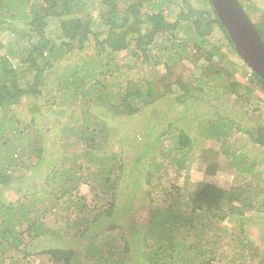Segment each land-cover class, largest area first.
<instances>
[{"label": "trees", "instance_id": "16d2710c", "mask_svg": "<svg viewBox=\"0 0 264 264\" xmlns=\"http://www.w3.org/2000/svg\"><path fill=\"white\" fill-rule=\"evenodd\" d=\"M237 1L264 42V8ZM171 6L185 10L173 23L163 11ZM213 32L220 35L215 42ZM157 46L165 62L150 60ZM78 50L85 53L79 61H67ZM125 52L134 62L148 60L149 71L135 78L132 67L123 70L115 58ZM262 94L264 81L242 61L209 0H0V264H264V239L250 233L252 220L264 217V187L255 183L264 170L252 174L254 163L239 155L226 164L229 148L202 149L193 157L197 168L213 176L222 165L233 167L235 187L198 183L184 201L171 185L174 195L162 191L151 199L163 167L152 156L142 185L151 194L148 214L139 223L130 220L131 199L120 205L118 196L130 180L132 198L141 177L110 146L104 120L137 116L156 104L199 103L217 119L193 128L226 140L236 124L221 114L229 101L242 116L235 129L264 152ZM148 113L144 118L154 123L165 119L158 110ZM51 133L61 139L54 142ZM164 134L172 148L164 153L167 169L170 153L177 164L192 155L193 137L182 128ZM48 155L57 157L53 170L41 165ZM74 212L80 217L72 221L64 215ZM48 215L58 216L52 227L43 221ZM90 227L97 233L83 254L69 239L83 241ZM40 241L49 247L32 251Z\"/></svg>", "mask_w": 264, "mask_h": 264}, {"label": "rangeland", "instance_id": "374dc122", "mask_svg": "<svg viewBox=\"0 0 264 264\" xmlns=\"http://www.w3.org/2000/svg\"><path fill=\"white\" fill-rule=\"evenodd\" d=\"M194 3H197L199 0H193ZM255 4L259 8H264V0H254ZM164 13L166 15V18L169 22H175L176 15L179 12H184V8L181 9L176 6H171L170 8H164ZM185 24V23H184ZM183 24V25H184ZM186 29L183 27V31L178 34L179 38H186ZM220 38V35L213 32L212 35H209V39L211 42H215ZM92 42V40H91ZM94 42L91 43V48L93 49ZM151 61L157 60L159 62H165V53L163 49L160 48V46H157L151 50ZM164 53V55H163ZM73 56L70 57V59H67V61H72L73 63H76L79 61V59L85 54L83 51L80 52L79 50L75 53L73 52ZM163 55V57H162ZM154 58V60H153ZM158 58V59H157ZM143 59V58H142ZM140 59L138 62H134V60L130 59L128 56V52L118 54L115 58V61L119 65H123L125 68L123 70H126V66L132 67V70H128L131 75L133 74L134 77H138V75L141 73L140 71L146 70L149 71L150 65L145 61V63ZM233 59V58H232ZM149 60V62H150ZM234 60V59H233ZM65 63V62H64ZM126 65V66H125ZM152 69V67H151ZM246 69V68H245ZM188 74V73H187ZM141 75V74H140ZM148 72L144 74L143 77L147 76ZM52 79L54 76H51ZM57 84V83H54ZM212 94V93H210ZM264 100V94L261 95ZM26 101V100H25ZM227 103V107L225 109H220L221 114H225L230 118H233L235 120V125H239V119L242 118L241 115H239V118H237L238 114L231 111L230 107L231 104L229 101L225 102ZM162 106L159 104H156V106H152L150 109H145L141 114H138L137 116H130V117H118L115 121H109L108 119H104L105 122L111 127L110 130V138L109 141L111 142L110 146H112V149L122 153L125 158L127 169H133L132 171H138L139 177H141L139 185L137 186L136 192L133 194L132 198L129 197V192L131 191L133 184L130 182V180H126L122 182L123 189L120 191L118 200L120 205H123L124 202H126V199H131L132 203L130 205V216L132 217L130 220L137 221L139 223L143 222L146 218V215L148 214V208L146 206V202L148 203L150 196L152 194L151 199H156L157 196L162 197L164 191H171V185H175L176 187H179L180 189V198L185 201V198H187V193L193 191L195 188V185L198 183H213L219 187L229 189L233 188V186H236L235 182V168L231 167L232 169L225 168L223 165L220 166L218 172L213 176H206V174L203 171H200L197 166L198 164L194 162L193 157H195L196 153H199L200 150L206 149V148H214V149H224L229 148L230 152L227 155L225 162L226 164L229 163V165H232V161L234 159L235 155H239L245 158L246 165L254 163V166H252V174L260 173L259 171L264 170V152L261 148H258L256 146H253V143L251 141L246 140L247 136L240 131H237L235 129V125L231 126V134L226 138H217V136L213 133L211 138H207L204 135H200L199 129H194V122L200 121V123H203L205 121L210 120H216L217 117L213 114L212 107H208L207 105H199V103L195 105H190L189 103H186L184 105H180L178 103H174L170 106V108H166V106ZM263 103L260 106V111L258 114H261V109L264 112ZM160 111L161 113L165 114L164 121L159 122H153L150 119L144 118L147 114H149V111ZM21 117L26 116L27 111L24 108L21 110ZM226 112V113H225ZM28 116H30L28 114ZM26 118V117H25ZM29 118V117H28ZM172 125V126H171ZM174 128H182L185 132H188L193 137L192 146H193V153L189 158L183 159L180 163H175L174 161V154L170 153L169 157H167L166 161L170 163V166L165 169V159H164V153L170 149V143L167 139L168 135L164 134L166 131H168V134H172ZM147 130V131H146ZM148 130L150 133H148ZM54 132V131H53ZM53 136H56L54 139V142L57 143V138L61 139V136H57V133H51ZM122 137V138H120ZM195 137V138H194ZM128 139L129 142H127L125 139ZM121 139V140H119ZM220 141V143H219ZM222 141H225V144L222 145ZM156 143V144H155ZM156 145L154 149H151L149 155L145 156L143 159L139 161L138 164H135L136 166L132 167V163L136 156L143 155L144 151L147 148L153 147V145ZM131 145V146H130ZM47 147H56V145H53L52 143L50 146ZM53 149V148H52ZM50 148L51 154L53 152ZM126 149V152L122 151ZM50 155L47 156V158ZM156 156V161L162 162L161 169L159 170V175L161 177V180L159 181V186L156 189L157 191L155 193H151L148 195L146 192V189L143 188V182H146V177L148 175V172L150 171V168L147 169V162H152L151 157ZM180 154L178 155V157ZM57 159L55 156H50L47 160H44L41 165H50L49 170H53L56 167V164L54 161ZM80 160H82V157H80ZM193 160V161H192ZM84 163V164H83ZM82 165H86L85 162H83ZM172 164L174 166H172ZM154 165V164H153ZM58 174H60L58 172ZM259 175L260 178L255 180V183L257 182L258 185H262L264 187V172ZM256 176H254L255 178ZM37 185L43 184V177H39L36 181ZM125 183V184H124ZM146 187V184H145ZM163 191V192H162ZM79 192L87 197V199H90L91 191L88 187L80 185ZM161 192V193H160ZM170 193H174V191H171ZM175 194V193H174ZM173 194V195H174ZM159 204V202H158ZM57 210V209H56ZM55 210V211H56ZM64 215H71V221L80 217L78 216L77 212H74L72 214H64ZM58 219L57 217H54L53 215H48L46 218H43V221L45 225L47 226H54V220ZM122 222L126 221V219H122ZM223 225L228 224L226 222H223ZM105 225H101L99 227V231L104 232ZM97 229V228H96ZM81 230V229H80ZM250 233L252 234L253 238L259 240L261 238L264 239V217H255L254 220H252ZM262 231V232H260ZM72 233L76 234L75 231ZM97 231L90 227L83 236V241H79L78 238L69 239L73 240L72 245L77 251L83 252L85 254V249L88 244L91 243L90 238L94 237ZM249 233V234H250ZM114 235V232L111 236ZM106 236L105 233H101L97 236V238L93 241L96 242V244H100V241H103L104 237ZM54 241L52 238L46 239V242ZM53 244V243H52ZM51 244V245H52ZM58 244H55L53 246H56ZM49 247L46 245V243H42L41 241L39 243L33 244V250H40L41 248ZM35 257H29V260L33 261ZM83 264V263H79Z\"/></svg>", "mask_w": 264, "mask_h": 264}, {"label": "water", "instance_id": "95a60500", "mask_svg": "<svg viewBox=\"0 0 264 264\" xmlns=\"http://www.w3.org/2000/svg\"><path fill=\"white\" fill-rule=\"evenodd\" d=\"M242 61L264 81V42L237 0H209Z\"/></svg>", "mask_w": 264, "mask_h": 264}]
</instances>
